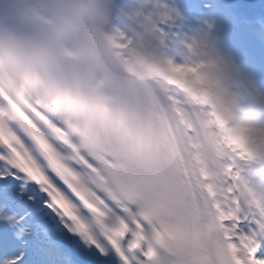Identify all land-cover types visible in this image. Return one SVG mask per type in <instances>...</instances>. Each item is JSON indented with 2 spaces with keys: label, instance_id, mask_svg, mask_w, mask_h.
<instances>
[{
  "label": "snow or ice",
  "instance_id": "snow-or-ice-1",
  "mask_svg": "<svg viewBox=\"0 0 264 264\" xmlns=\"http://www.w3.org/2000/svg\"><path fill=\"white\" fill-rule=\"evenodd\" d=\"M90 107L108 123L74 128L81 139L34 108L0 107V264H185L163 223L174 207L150 130ZM235 224L219 264H264V221Z\"/></svg>",
  "mask_w": 264,
  "mask_h": 264
},
{
  "label": "clouds",
  "instance_id": "clouds-1",
  "mask_svg": "<svg viewBox=\"0 0 264 264\" xmlns=\"http://www.w3.org/2000/svg\"><path fill=\"white\" fill-rule=\"evenodd\" d=\"M169 85L222 102L235 145L264 158V108L248 93L251 78L211 24L188 27L172 0H0L5 111L15 104L34 116V108L81 139L74 128L103 132L108 123L90 105L105 104L116 118L132 111L121 104L130 89Z\"/></svg>",
  "mask_w": 264,
  "mask_h": 264
},
{
  "label": "bare ground",
  "instance_id": "bare-ground-1",
  "mask_svg": "<svg viewBox=\"0 0 264 264\" xmlns=\"http://www.w3.org/2000/svg\"><path fill=\"white\" fill-rule=\"evenodd\" d=\"M208 2L172 0V6L184 18L192 15L191 19H195L198 9H206L210 14L214 12L213 14L226 16L232 24L236 20L252 19L251 23L246 22L245 25L248 31L253 29L252 25L254 26L255 36L264 25V18L261 15L264 0ZM203 3H208L210 7L212 3H216L219 6L217 9L222 11L207 9L208 6ZM212 20L214 21V17ZM128 94L142 103L152 119L155 130L162 132L168 149L167 159L176 165L178 171L188 177L193 189L199 191L201 184L221 253L229 236H236V224L230 222L237 219V213L246 227L249 222L254 223L257 219L264 221V207L262 209L261 206L253 205L249 179L244 177L249 168L256 170L253 167H258L257 164L264 167L262 163L264 158L252 157L247 166L242 165L243 158L238 152L247 151V147L241 148L235 145L231 123L225 118L224 110L215 100L210 103L201 102L199 96H193L188 90L174 85L149 90L134 89L129 90ZM217 124L221 129L214 132ZM219 134L225 136L228 147L226 153L219 148L221 144L218 139ZM229 167L236 175L233 183H229L224 176ZM199 227V234L203 238L204 261L211 258L214 262L208 243V231L202 218ZM242 234L243 230H241Z\"/></svg>",
  "mask_w": 264,
  "mask_h": 264
},
{
  "label": "rangeland",
  "instance_id": "rangeland-1",
  "mask_svg": "<svg viewBox=\"0 0 264 264\" xmlns=\"http://www.w3.org/2000/svg\"><path fill=\"white\" fill-rule=\"evenodd\" d=\"M220 28H218V31ZM218 42L223 43L226 46L222 48L226 53H228L237 66L251 78L252 85L248 88L249 95L255 101L261 100L259 97V86H258V75L261 71L257 66L264 63V57L260 54V47L257 45L256 49L252 48L250 45H246L241 39H231L230 36H222L220 33L217 34ZM221 46V45H220ZM236 48V53L231 54V50ZM256 51L262 56L256 57ZM230 52V53H229ZM225 110L228 112V117L233 119L231 112L225 107ZM263 177V176H261ZM261 177H259L260 183L254 181L251 183L253 191H256L258 194L256 198L264 202V183L261 185ZM264 182V181H263ZM263 204V203H262Z\"/></svg>",
  "mask_w": 264,
  "mask_h": 264
}]
</instances>
